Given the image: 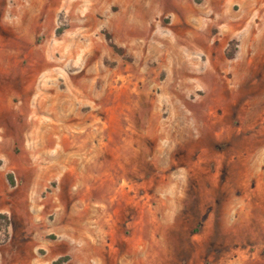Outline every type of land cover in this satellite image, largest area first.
<instances>
[{
	"label": "rangeland",
	"instance_id": "374dc122",
	"mask_svg": "<svg viewBox=\"0 0 264 264\" xmlns=\"http://www.w3.org/2000/svg\"><path fill=\"white\" fill-rule=\"evenodd\" d=\"M0 110V264H264V0H0Z\"/></svg>",
	"mask_w": 264,
	"mask_h": 264
},
{
	"label": "crops",
	"instance_id": "0c3cea01",
	"mask_svg": "<svg viewBox=\"0 0 264 264\" xmlns=\"http://www.w3.org/2000/svg\"><path fill=\"white\" fill-rule=\"evenodd\" d=\"M27 58H32V50H29V51H27V52H25V53H23V55L22 54H20V53H13V54H10L8 57H7V60L9 61H7L8 62V65L10 66V67H20L21 65V62H23L24 61V59H27ZM2 59H4V60H6L4 57L2 58ZM36 60H37V62H42L40 59H39V61H38V59H36V58H33V61H35L36 62ZM21 61V62H20ZM22 71L24 72V73H27L28 72V69H27V67L25 68V67H23V69H22ZM12 110H0V114L1 113H10ZM58 111V110H57ZM72 127H76L77 126V124H73V125H71ZM53 141H54V139H53ZM77 142H75V144H76ZM81 147H83V148H85V142H83V144L81 145ZM1 151V150H0ZM86 153V152H85ZM85 153L84 152H82V154H84L85 155ZM2 154V153H1ZM10 154H12V152L10 151V153H9V155ZM76 155H79V156H81L80 154H78L77 152L75 153ZM89 154V153H88ZM87 157H88V155H87ZM88 164L90 165V160H89V162H88ZM72 171H74V170H72ZM73 173V172H72ZM76 177L78 176V174L76 173V174H74Z\"/></svg>",
	"mask_w": 264,
	"mask_h": 264
},
{
	"label": "trees",
	"instance_id": "16d2710c",
	"mask_svg": "<svg viewBox=\"0 0 264 264\" xmlns=\"http://www.w3.org/2000/svg\"><path fill=\"white\" fill-rule=\"evenodd\" d=\"M11 181V180H10ZM11 183L13 184V181H11Z\"/></svg>",
	"mask_w": 264,
	"mask_h": 264
}]
</instances>
